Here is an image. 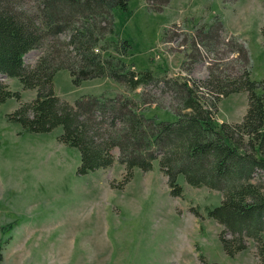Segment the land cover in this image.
<instances>
[{"label":"rangeland","instance_id":"374dc122","mask_svg":"<svg viewBox=\"0 0 264 264\" xmlns=\"http://www.w3.org/2000/svg\"><path fill=\"white\" fill-rule=\"evenodd\" d=\"M164 2L131 0L127 21L116 9L119 34L109 39H128L132 47L125 51L120 45L100 53L124 59L126 69L138 74L149 69L158 79L182 77L190 84L201 83L215 60L223 63V73L242 70L238 54L230 51L232 31L248 49L251 78L264 79L263 0H169L156 10ZM218 20L228 32L224 43L213 52L202 48L196 61L191 56L194 27L209 29ZM169 28L170 39L164 41ZM42 53L29 51L26 65H34ZM0 79L21 94L20 100L12 97L0 104V264H263L252 239L234 257L225 253L223 225L208 216V210L221 203V191L192 186L180 175L183 195L172 196L159 160L151 170L135 168L127 184L116 188L125 173L118 148L112 151L111 166L78 174L81 154L59 140L62 125L37 133L8 119L22 102L35 99L37 90L24 89L19 77ZM54 90L71 104L85 95H124L146 115L165 121L176 120L179 107L160 81L136 89L109 77L76 85L70 71L61 69ZM248 103L247 91L232 93L219 101L215 119L239 122Z\"/></svg>","mask_w":264,"mask_h":264},{"label":"trees","instance_id":"16d2710c","mask_svg":"<svg viewBox=\"0 0 264 264\" xmlns=\"http://www.w3.org/2000/svg\"><path fill=\"white\" fill-rule=\"evenodd\" d=\"M130 1L0 0V75L19 77L24 89L37 90L36 98L22 102L8 119L37 133L62 125L59 140L81 154L78 174L111 166L112 151L118 148L125 173L116 188L127 184L135 168L148 171L159 160L172 196L183 195L180 175L192 186L221 191V203L210 208L208 216L223 225L220 239L225 253L234 257L252 239L264 264V79L251 78L248 49L234 34H229L230 51L238 54L240 73L233 67L229 74L221 72L223 63L215 60L201 83L190 84L182 77L158 79L149 69L138 74L126 69L124 59L112 54L104 57L100 50L132 47L128 39H109L119 34L116 9L122 10L127 21L132 13ZM171 32L167 29L164 41H169ZM227 33L219 20L209 29L194 27L191 56L197 61L202 48L217 51ZM34 49L43 53L34 65H26L24 57ZM61 69L70 71L76 85L104 77L132 89L163 82L179 106L177 118L165 121L148 116L124 95H85L71 104L54 90V77ZM243 90L249 98L243 119L219 123L215 119L219 101ZM12 97L20 100L21 94L0 79V104ZM192 211L201 217L197 209Z\"/></svg>","mask_w":264,"mask_h":264},{"label":"crops","instance_id":"0c3cea01","mask_svg":"<svg viewBox=\"0 0 264 264\" xmlns=\"http://www.w3.org/2000/svg\"><path fill=\"white\" fill-rule=\"evenodd\" d=\"M230 33H231V34H234L235 32H234V33H232V31H230ZM236 119H237V118H236ZM239 119H240V118H238V119H237V120H235V121H238ZM242 119H243V118H242Z\"/></svg>","mask_w":264,"mask_h":264}]
</instances>
